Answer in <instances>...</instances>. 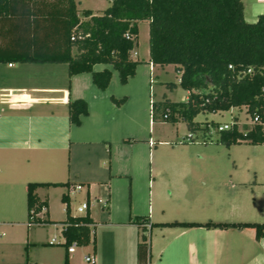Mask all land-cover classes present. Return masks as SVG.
<instances>
[{
    "label": "crops",
    "instance_id": "0c3cea01",
    "mask_svg": "<svg viewBox=\"0 0 264 264\" xmlns=\"http://www.w3.org/2000/svg\"><path fill=\"white\" fill-rule=\"evenodd\" d=\"M242 3L245 19L264 13V0ZM77 8L84 9L78 4ZM139 23L130 57L147 62L145 77L144 65L137 64L134 76L121 84L112 65L96 64L94 70L112 71L105 90L95 86L91 73L69 76L66 63L0 62V264H64L65 258L68 264H90L86 256L94 258L93 264H138L144 223L150 224L147 264H264V237L257 239L251 227L161 225L251 222L242 217L241 208L258 205L264 210V161L242 154L251 146L246 142L227 147L204 140L193 145L199 152L192 155L193 134L180 140L172 134L152 138L155 123L160 122L151 119L152 74L168 66L177 78L180 72L173 64L149 63V45L140 58ZM168 95L162 91L159 100L175 101ZM135 96L148 105L147 139L131 132ZM111 97L126 100L117 106ZM78 98L87 102L88 113L80 125H72L68 103ZM172 125L176 133L182 126L187 128L183 121ZM139 163L145 170L137 178L134 169ZM251 178L254 204L246 200L239 204L235 189L249 184ZM30 182L71 185L36 188L39 198L47 200V208L37 217L49 223L28 222ZM77 185L81 189H74ZM58 189L60 200L67 194L73 216L88 213L92 220L90 242L72 244L73 251L63 246L66 204L61 200L60 214L52 203V192ZM77 197L81 200L75 208ZM84 201L88 208L79 212ZM138 218L143 224L137 223Z\"/></svg>",
    "mask_w": 264,
    "mask_h": 264
},
{
    "label": "trees",
    "instance_id": "16d2710c",
    "mask_svg": "<svg viewBox=\"0 0 264 264\" xmlns=\"http://www.w3.org/2000/svg\"><path fill=\"white\" fill-rule=\"evenodd\" d=\"M242 0H110L101 11L77 8L76 0H0V62L66 63L69 76L88 72L98 89L105 90L110 69L94 70L96 64H110L121 84L134 76L137 64L130 52L137 45L138 21L149 23V63L173 64L180 72L179 85L187 90L183 101L168 98L153 101L151 119L160 111L162 121H183L191 131L207 129L195 117L231 107H246L256 121L244 131L234 121L219 131L217 143L229 147L246 142L264 145V13L252 22L244 18ZM128 36V37H127ZM248 70H250L248 72ZM172 88L174 83H167ZM120 106L126 98L111 97ZM88 113L87 102L68 103V118L80 125ZM167 115L164 118V115ZM39 186H67L70 183L30 182L27 185L29 224L49 223L37 215L47 208L35 190ZM66 218L62 222L63 246L87 245L92 222L88 213L73 216L67 194ZM139 225L143 219H136ZM163 226L244 228L264 237V222H171ZM148 239L143 233L137 245L138 264H147ZM64 264H68L67 258Z\"/></svg>",
    "mask_w": 264,
    "mask_h": 264
},
{
    "label": "rangeland",
    "instance_id": "374dc122",
    "mask_svg": "<svg viewBox=\"0 0 264 264\" xmlns=\"http://www.w3.org/2000/svg\"><path fill=\"white\" fill-rule=\"evenodd\" d=\"M79 8H92L95 11H101L104 8H106L110 4V0H79L77 2ZM249 5H246V17L250 18L249 11H248ZM256 18L252 20L246 19L248 22L254 21ZM148 23L146 21H140L139 23V43H140V58L143 56V51L148 47ZM147 62L140 60L139 64H142L144 66H141V74L143 77H145L147 67L145 66ZM158 71V72H157ZM155 72V74H152L151 78V88H150V98L153 101H158L161 99L162 91H166L168 96L175 101H183L185 99L186 90L183 89L178 84L177 78L178 74L171 68L166 67L164 69L159 68ZM115 75L117 73L115 72ZM180 76V75H179ZM145 82V81H144ZM167 82H175L176 86H173L172 88H169L166 83ZM145 87L148 83H144ZM132 109L134 111V126L132 128V134H134V137H140L143 136L145 139H147V136H149V127H148V119L150 117V113L148 110V105L146 106V102L141 100V98H137L136 96L132 100ZM195 120L200 122L201 125H204L205 123H210L211 121L214 122V124H209L207 129L199 128L195 129L194 131L189 130L186 128V126H182L178 129V133H176V126L172 125L170 122L162 121V116L160 114V111L155 112V121H160L159 123H155V126L153 128V131L151 133V136L153 139L156 140L160 135L163 136H170L171 134L174 135V138H177V140L183 139L186 134L190 133L193 134L195 141L190 142V153L193 155L199 150H197L198 146H193L195 144H204V140L208 141V143H216V138L219 136V131L217 130L218 124L223 123H232L236 122L238 124V128L241 131L248 130L253 125V120L250 118L249 114L246 112V107H231L229 110H222L218 111L216 113H207V112H201L196 117ZM183 125V124H181ZM177 136V137H176ZM217 148H213L215 150ZM210 151V150H209ZM242 154L245 156H249L251 158H254L256 160H262L264 161V145H251L249 148L242 149ZM143 154V151L140 152ZM213 153H216V150L213 151ZM138 164L137 167H135V172H137V178H140V175L144 173V168L141 167ZM140 173V175H138ZM252 178L250 181H248L247 185L242 186L241 188L236 187L235 191L239 195L238 201L240 204V201H247L249 204H254L251 202V198L254 196L251 187H252ZM244 188V189H243ZM60 192L58 190H54L52 192V203L53 207L56 210L57 213H63L62 212V206H61V200H60ZM81 199L77 197L75 199V208L77 204H79ZM255 206V205H254ZM242 217L245 218V221H251V222H264V210H261L260 207L257 205L253 207L252 205H245L241 208Z\"/></svg>",
    "mask_w": 264,
    "mask_h": 264
},
{
    "label": "built area",
    "instance_id": "2783aa9c",
    "mask_svg": "<svg viewBox=\"0 0 264 264\" xmlns=\"http://www.w3.org/2000/svg\"><path fill=\"white\" fill-rule=\"evenodd\" d=\"M127 37H128V36H127ZM249 71H250V70H248V72H249ZM178 82H179V79H178ZM152 107H153V100L150 99V110H151V113H152V110H153ZM163 117L166 118L167 115L165 114ZM254 121H256V118L253 119V122H254ZM230 126H231V123H224V124L218 125V126H217V130H218V131H222V130L228 129ZM189 136H191V134H189ZM74 189L79 190V189H81V186H80V185H77V186L74 187ZM104 204H106V203H104ZM87 208H88V204H87L86 201H84V202H82V203L80 204V206L78 207V211H79V212H86ZM144 227H145V230L143 231V234H144L147 238H149L150 224H149V223H144ZM73 249H74L73 246H71V247H69L68 250H69V251H73ZM85 260H86L87 262H89L90 264H93V263H94V258H93L92 256H86V257H85Z\"/></svg>",
    "mask_w": 264,
    "mask_h": 264
}]
</instances>
